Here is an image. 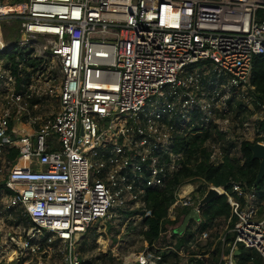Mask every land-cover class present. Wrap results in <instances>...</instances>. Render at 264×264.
I'll list each match as a JSON object with an SVG mask.
<instances>
[{
  "label": "built area",
  "instance_id": "obj_1",
  "mask_svg": "<svg viewBox=\"0 0 264 264\" xmlns=\"http://www.w3.org/2000/svg\"><path fill=\"white\" fill-rule=\"evenodd\" d=\"M9 5L23 7L9 11ZM5 18L20 21L15 38L22 57L39 65L23 59L14 73L0 58V201L7 214L20 216L19 223L14 217L2 224L0 264H90L77 252L81 237L99 219L133 211L142 217L147 190L163 188L182 167L184 155L175 151L180 136L215 124L225 140L206 145L213 164L223 161L228 92L246 91L254 99L253 124L264 119L251 79L253 58L264 54V0H0ZM37 39L45 43L33 49ZM12 45L0 36V53ZM47 53L61 75L30 78L28 71L50 67ZM211 64L231 76L229 83L207 79L204 68ZM49 98L57 100L56 110L34 114ZM10 124L22 132L12 136ZM231 183V191L207 187L227 196L236 219L234 239L226 244L225 237L218 264H236L240 244L264 263L262 189ZM182 186L169 209L171 221L179 208H197L204 195ZM201 220L200 209L195 222ZM174 228L160 238L166 236L178 256L208 236L197 232L177 249L182 234ZM157 241L120 264H160L165 248ZM57 254L59 263L51 260ZM191 256L182 264L203 258Z\"/></svg>",
  "mask_w": 264,
  "mask_h": 264
},
{
  "label": "trees",
  "instance_id": "obj_2",
  "mask_svg": "<svg viewBox=\"0 0 264 264\" xmlns=\"http://www.w3.org/2000/svg\"><path fill=\"white\" fill-rule=\"evenodd\" d=\"M25 50L17 45V39L13 42L12 48L5 49L0 53V58L7 59L11 62V67L14 73L17 71V64L19 61L23 60L22 54ZM25 60V59H24ZM27 66H38L39 60L29 59L25 60ZM251 79L255 85V97L257 100L264 102V54L256 55L252 62V75ZM237 102V101H236ZM231 109L233 110L232 103L230 102ZM239 110L245 111L246 107L243 103L238 102ZM242 113L238 112L235 118L240 116ZM239 118V117H238ZM258 130L260 136L256 141H264V119L260 121L258 125ZM197 127L192 129V135H183L178 138L175 144V151L181 152L184 155V160L182 161V167L177 171L167 182L166 186L163 188H150L147 190L145 195V200L147 208L142 212V223L147 227L143 231V237L147 244H153L158 239H160V234L167 230L169 225H174L178 228L185 215L190 211V208L183 207L178 210L177 219L171 221L167 218L169 209L175 201V193L177 189L186 183L199 182L201 183L197 189L200 195H203L209 184L215 186H223L226 190H232V181H241L246 183L249 187H256L257 189H262L264 185V180L258 186H255V180L259 170L260 161L255 159L252 155L251 150L248 148L249 141H244L242 143V151L244 154V161L241 163L239 160L235 159L229 152H226L223 161L215 165L210 160V149L206 145V142L212 141L216 142L219 140H225L224 133L217 129V126L213 124L210 128L202 130L199 132ZM10 134L16 136L22 129L10 124ZM198 132V133H197ZM226 150H229V143L224 141ZM17 154L13 151L12 157ZM4 186V184H2ZM263 198V194L260 193ZM136 212H130L129 214H135ZM231 217V207L227 201V196L222 194L217 198L213 199L210 203L201 208V222L199 223V228L196 232L202 233L207 231L214 226L216 220L220 218H225L228 220ZM235 217H231V222L229 227L233 228L235 223ZM194 220L190 221L187 228L182 234L180 240L176 244V248L179 249L182 245L188 244L189 241L195 236V231H192L191 226ZM234 239V233H226V244L232 243ZM222 241L216 246L215 254L216 262L219 260V256L222 252ZM238 250L241 251L237 256V264H247L251 262L253 264H264L262 256L255 250L246 249L242 244L238 246ZM205 254V253H203ZM166 253L163 254V260L160 264H165L167 262ZM174 256H177L174 253ZM166 259V260H165ZM165 261V263H163ZM206 259H197V264H206ZM213 263V264H218Z\"/></svg>",
  "mask_w": 264,
  "mask_h": 264
},
{
  "label": "rangeland",
  "instance_id": "obj_3",
  "mask_svg": "<svg viewBox=\"0 0 264 264\" xmlns=\"http://www.w3.org/2000/svg\"><path fill=\"white\" fill-rule=\"evenodd\" d=\"M20 0H2L5 3H13ZM20 21L16 22L12 19H0V36L4 38L5 41L9 43H13L15 41V37L19 36L20 30ZM18 38V37H17ZM31 47L34 49L36 45L39 47H43L44 39H37L30 42ZM48 52V51H47ZM36 53V52H35ZM47 62L49 63L50 67L48 69L43 68L39 72L35 71H28L30 73V78H36L38 80H44V77L47 75L48 71L52 77H59L61 72L59 70V66L53 62L50 58V55L47 53ZM196 66H203V63H200ZM207 68V69H206ZM204 68V72H207V79L211 81L219 80L222 83H229L231 76L227 74L223 70H217L214 65H206ZM31 69V68H30ZM33 70V69H32ZM198 70H201L198 69ZM226 95V102L230 100L232 106L234 107L231 110V105L229 104L230 108L229 111V118L231 123L227 125L228 127V138L227 142L229 143V152L231 155L239 160L241 163L244 161V154L242 151V143L244 141H249L253 143L257 139V132H255V127L258 128V124H253L255 121L254 116L251 113L252 109L254 111V99L250 98V95L246 94V91L234 90L228 92ZM50 99V98H49ZM228 99V100H227ZM237 101V102H236ZM238 102H241L245 105V111L239 110ZM45 106L42 107V103L39 106L38 110L33 111L34 114H43V116H47L46 113H50L52 110H56L57 108V100L50 99V101H46L44 103ZM228 108V103L226 104ZM226 107L221 105V108L225 109ZM241 112V117L238 116L235 118V115ZM49 116V115H48ZM110 120H107L109 124ZM25 123V122H24ZM27 122L25 123V125ZM24 125V124H23ZM223 148L226 147L225 143H223ZM222 146V145H221ZM3 155V152L0 153ZM0 164H3V161L0 160ZM3 179V176L0 175V181ZM201 183L199 182H190L184 184L182 187L183 192L187 193V190L191 192L195 197L197 196V190H192L195 187H198ZM264 185L262 190L259 193H262L264 196ZM263 200V208L261 212H264V197ZM179 207V206H178ZM180 209V208H179ZM8 212L4 210L2 206V202L0 201V229L4 222L8 225H11L12 219L16 217L15 223H19V214L13 211V215L7 214ZM192 221V220H191ZM195 221V220H194ZM199 222H193L191 229L195 231L194 235L197 233V229L199 228ZM10 228L6 227V230ZM147 227L142 223V217L140 215L131 214V216H126V214H122L119 217L112 219L111 221L105 222L99 219L92 228L89 229L81 237L79 242L76 245L77 252L81 257L88 261L90 264H120L123 261L125 256H129V258H134V256L140 253L145 245L146 241L143 237V231L146 230ZM233 232L232 229L229 227V223L225 218H220L215 221L214 226L207 230L208 236L203 237L199 242H194V245L184 250L183 256H174L173 250L171 249L169 239L166 236L161 237L157 241V245L160 247L165 248L163 252L167 253V262L165 264H182L185 260H191L192 254L200 253L203 258L198 259H206V264H213L219 262L221 259V255L219 256V260L216 262L215 254L216 246L219 241L222 243L225 242L226 233ZM199 233V232H198ZM198 235V234H197ZM4 237L3 231L0 230V241ZM223 245V244H222ZM57 249V248H56ZM56 251V250H54ZM205 253V254H203ZM208 254L209 256L205 257L203 255ZM52 261L60 262L61 256L60 255H53ZM166 260V259H165ZM234 260L237 264V256L235 255ZM29 264H35V261L32 260ZM247 264H253L252 261L248 262Z\"/></svg>",
  "mask_w": 264,
  "mask_h": 264
},
{
  "label": "water",
  "instance_id": "obj_4",
  "mask_svg": "<svg viewBox=\"0 0 264 264\" xmlns=\"http://www.w3.org/2000/svg\"><path fill=\"white\" fill-rule=\"evenodd\" d=\"M248 148L251 150L252 155L255 159L260 161L259 170L255 180V186H258L261 181L264 180V144L260 142L249 143ZM220 196V192L214 186H209L204 195L201 197L197 204V208L191 209L184 217L183 222L177 228L178 234H183L187 225L191 220H200V209L210 203L213 199ZM241 251L237 250L236 255L240 254Z\"/></svg>",
  "mask_w": 264,
  "mask_h": 264
},
{
  "label": "bare ground",
  "instance_id": "obj_5",
  "mask_svg": "<svg viewBox=\"0 0 264 264\" xmlns=\"http://www.w3.org/2000/svg\"><path fill=\"white\" fill-rule=\"evenodd\" d=\"M21 7H23V6H17V7H14V6H6V10H9V11H14L15 9H20Z\"/></svg>",
  "mask_w": 264,
  "mask_h": 264
},
{
  "label": "crops",
  "instance_id": "obj_6",
  "mask_svg": "<svg viewBox=\"0 0 264 264\" xmlns=\"http://www.w3.org/2000/svg\"><path fill=\"white\" fill-rule=\"evenodd\" d=\"M180 239H181V237H178V238L176 237V239H175V240H177V241H178V240H180ZM174 253H175V252H174ZM174 253H171V254H174ZM166 254H167V253H166ZM177 256H178V255H177ZM177 256H176V257H177ZM178 257H179V256H178Z\"/></svg>",
  "mask_w": 264,
  "mask_h": 264
}]
</instances>
